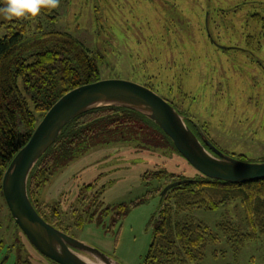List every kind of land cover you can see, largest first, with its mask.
<instances>
[{
    "label": "rangeland",
    "instance_id": "1",
    "mask_svg": "<svg viewBox=\"0 0 264 264\" xmlns=\"http://www.w3.org/2000/svg\"><path fill=\"white\" fill-rule=\"evenodd\" d=\"M55 10L57 21L47 30L71 34L98 56L101 79L146 84L167 96L220 151L264 160V0H60ZM138 144L87 140L37 196L62 211L78 207L84 196L92 218L67 233L119 264H142L152 239L160 201L154 190L165 183L145 174L198 178L171 149ZM95 179L93 189L83 188ZM191 216L213 232L221 221L240 226L243 217L239 200ZM230 245L222 239L210 244L198 264H264V238L238 252ZM0 264H56L15 229L1 201Z\"/></svg>",
    "mask_w": 264,
    "mask_h": 264
},
{
    "label": "trees",
    "instance_id": "2",
    "mask_svg": "<svg viewBox=\"0 0 264 264\" xmlns=\"http://www.w3.org/2000/svg\"><path fill=\"white\" fill-rule=\"evenodd\" d=\"M57 17L55 9H44L34 18H0L3 31L0 37V201L6 210L1 180L13 156L63 94L101 79L98 56L71 34L47 30L46 26L52 27ZM89 139L95 144L116 140L137 145L139 142L147 149H171L179 154L156 125L134 111L100 107L77 116L40 157L27 182L28 196L36 211L47 223L65 233L67 227L92 218V213L88 214L87 206L82 203L86 198L79 199L78 207L71 205L62 211L58 203L47 204L37 200V196L52 172L72 157L75 147ZM147 174L158 184H165L162 188L157 185L160 189L154 190L159 195V208L151 219L152 239L142 264H198L206 248L219 243L220 239L230 243L233 252H238L249 241L264 238V180L228 183L200 173L193 179L183 175L164 178L163 171L147 172L145 176ZM179 180L187 181L160 195L167 184ZM95 183L96 179L83 188L91 190ZM91 196L95 198V193ZM229 200H239L243 216L239 224L242 225L221 221L216 225L218 231L213 232L203 222L192 219L195 210L215 211ZM78 213L84 215L76 216ZM68 214L76 216L74 222L67 220ZM14 227L18 229L15 224ZM213 254L217 256L216 251Z\"/></svg>",
    "mask_w": 264,
    "mask_h": 264
},
{
    "label": "water",
    "instance_id": "3",
    "mask_svg": "<svg viewBox=\"0 0 264 264\" xmlns=\"http://www.w3.org/2000/svg\"><path fill=\"white\" fill-rule=\"evenodd\" d=\"M100 107L134 111L156 125L181 157L201 175L228 183L264 180V161H243L217 149L193 133L181 115L151 89L123 79H100L63 94L43 115L29 140L13 156L1 180V193L14 224L42 256L56 264H119L98 249L47 223L32 205L27 182L40 157L77 116ZM187 180L167 184L172 187Z\"/></svg>",
    "mask_w": 264,
    "mask_h": 264
},
{
    "label": "clouds",
    "instance_id": "4",
    "mask_svg": "<svg viewBox=\"0 0 264 264\" xmlns=\"http://www.w3.org/2000/svg\"><path fill=\"white\" fill-rule=\"evenodd\" d=\"M60 0H3L0 17L7 20H22L37 17L44 9H56Z\"/></svg>",
    "mask_w": 264,
    "mask_h": 264
},
{
    "label": "flooded vegetation",
    "instance_id": "5",
    "mask_svg": "<svg viewBox=\"0 0 264 264\" xmlns=\"http://www.w3.org/2000/svg\"><path fill=\"white\" fill-rule=\"evenodd\" d=\"M141 85H143V86H145V87H147V88H149V89H151L152 91H154L155 93H157L160 97H162L163 99H165L171 106H173L181 115H183L185 118H186V123H187V125L189 126V128L193 131V133L199 138V140H201V138H200V134H199V132H201L203 135H204V133L202 132V129L192 120V119H190V118H187V116H185L179 109H177L176 108V106L175 105H173L170 101V99L167 97V96H164L163 94H160V92H158V91H156V90H153L152 88H150V87H148V86H146V84H141ZM169 97H170V94H169ZM205 136V135H204ZM213 144V143H212ZM214 145V144H213ZM217 149H218V147L216 146V145H214ZM224 153V152H223ZM230 156H232V157H234V158H237V159H239V158H241V157H243V156H241V157H237V156H235V155H230ZM240 156V155H239ZM239 160H241V159H239ZM243 161H248V160H243ZM261 161H264V160H261Z\"/></svg>",
    "mask_w": 264,
    "mask_h": 264
}]
</instances>
